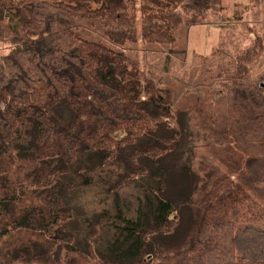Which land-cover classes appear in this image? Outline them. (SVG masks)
Returning <instances> with one entry per match:
<instances>
[{
	"label": "trees",
	"instance_id": "obj_1",
	"mask_svg": "<svg viewBox=\"0 0 264 264\" xmlns=\"http://www.w3.org/2000/svg\"><path fill=\"white\" fill-rule=\"evenodd\" d=\"M165 1L161 5L145 0L138 7L137 0H0V41L7 49L0 53V264H58L60 244L79 252L70 228L75 175L103 168L121 156L124 143L155 138L161 126L170 128L163 119L171 105L159 91L162 82L147 77V99L141 100L139 62L128 52L140 38L147 45L169 47L177 42L176 28L166 14L179 7L189 12L197 0ZM92 3L95 8L88 5ZM242 26L248 34L255 33V39L237 59L232 80L218 86L221 96L235 92L249 99L251 115L244 116L245 123L223 130L224 145L213 149L239 176L243 170L228 132L235 136L237 148L264 163V86L258 85L264 79L246 80L249 65L264 52V36ZM61 104L72 113L68 121L59 113ZM178 137L158 140L164 149L168 144L175 148ZM152 147L144 150L152 154L146 158L158 173L149 175L162 192L172 185L163 165L166 153ZM88 153H99L100 161L81 165ZM133 168L143 170L140 165ZM82 176L90 183L89 174ZM227 178H218L214 188ZM256 181L260 185L252 186L254 195L237 188L231 196V218L214 205L216 212L201 223L190 246L174 255L156 253L150 239L176 229L179 204L172 197L166 192L156 196L152 216L141 213L131 219L120 209L119 235L106 243L104 252L98 251L99 264H264V174ZM180 188L182 194L191 190L185 183ZM216 188L210 194L215 195ZM28 233L29 239H23ZM82 258L90 260L87 254Z\"/></svg>",
	"mask_w": 264,
	"mask_h": 264
},
{
	"label": "rangeland",
	"instance_id": "obj_2",
	"mask_svg": "<svg viewBox=\"0 0 264 264\" xmlns=\"http://www.w3.org/2000/svg\"><path fill=\"white\" fill-rule=\"evenodd\" d=\"M155 1L166 5L165 0ZM144 2L137 0V6H142ZM88 5L96 7L94 3ZM152 8L157 11L155 6ZM171 8L169 5L168 9ZM188 9L189 12L179 7L172 11V15L165 13L176 28L177 42L173 46L142 44L140 38L139 43L128 50L139 62L141 100L147 99V77L154 82H162L159 91L171 105L170 114H164L163 119L170 128L166 127L168 125L161 126L155 138L143 136L131 143H124L119 149L121 156L103 168L86 172L81 170L80 176L75 175L77 189L71 195L73 210L70 228L81 250L73 253L60 244L58 264L101 263L98 251L104 252L106 243L119 235L116 228L122 226V221L117 217L120 209L131 219H138L141 213L152 216L151 204L156 203V196H162L165 192L179 204L175 212L178 225L173 232L155 234L150 239L156 253L174 255L190 246L201 223L208 221L216 212L214 205L222 206L220 213L226 212V218H231V196L236 189L242 188V193L254 195L252 186L260 185L256 179L264 174V163L237 148L236 138L231 132L227 133V137L235 150V159L242 166V176L223 165L215 157L213 149L224 145L223 130L245 123L244 116L251 115L249 99L235 92L221 96L218 84L232 80L229 75L233 74L237 59L255 39V33L248 34L242 25L254 27L264 36V0H197ZM138 17H141L140 10ZM6 50L5 42L0 41V53H6ZM259 78L264 79V52L249 65L246 74L248 82L256 83ZM261 84L264 86V82L258 85ZM150 107L153 109L154 106ZM58 109L66 121L72 118L67 105L61 104ZM159 110L164 112V104ZM178 133L175 148L168 144L169 147L164 149L165 144L158 137ZM144 146L148 149L157 146L166 153L162 156L163 165L167 169L166 179L171 178L172 185L162 192L158 191L161 184L149 175L151 171L158 173V169L150 158H146L152 154L145 152ZM129 155H134V158L129 159ZM99 161V153H88L80 163L90 166ZM139 165L143 170L133 172V167ZM83 173L89 174L90 183L85 184ZM224 174L228 178L215 187V195L210 194L212 190L215 191L217 179ZM184 183L191 189L187 194L181 193L180 187ZM255 198L261 201L259 197ZM104 213L107 215L101 218ZM29 237V233L23 235V239ZM83 254H87L90 260L82 258ZM13 264L49 263L18 260Z\"/></svg>",
	"mask_w": 264,
	"mask_h": 264
}]
</instances>
